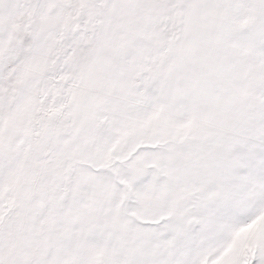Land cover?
<instances>
[{
	"label": "snow or ice",
	"instance_id": "1",
	"mask_svg": "<svg viewBox=\"0 0 264 264\" xmlns=\"http://www.w3.org/2000/svg\"><path fill=\"white\" fill-rule=\"evenodd\" d=\"M0 264H264V0H0Z\"/></svg>",
	"mask_w": 264,
	"mask_h": 264
}]
</instances>
